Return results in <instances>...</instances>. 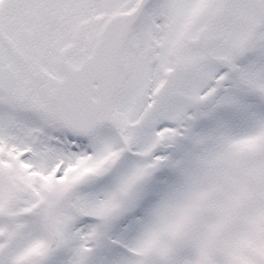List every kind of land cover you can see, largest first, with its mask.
Returning <instances> with one entry per match:
<instances>
[{"label": "snow or ice", "instance_id": "obj_1", "mask_svg": "<svg viewBox=\"0 0 264 264\" xmlns=\"http://www.w3.org/2000/svg\"><path fill=\"white\" fill-rule=\"evenodd\" d=\"M0 264H264V0H0Z\"/></svg>", "mask_w": 264, "mask_h": 264}]
</instances>
